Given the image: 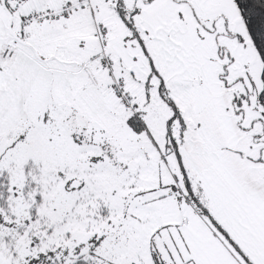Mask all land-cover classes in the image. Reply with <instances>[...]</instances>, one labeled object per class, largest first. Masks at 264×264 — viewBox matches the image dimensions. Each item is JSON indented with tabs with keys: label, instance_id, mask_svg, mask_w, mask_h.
Instances as JSON below:
<instances>
[{
	"label": "snow or ice",
	"instance_id": "obj_1",
	"mask_svg": "<svg viewBox=\"0 0 264 264\" xmlns=\"http://www.w3.org/2000/svg\"><path fill=\"white\" fill-rule=\"evenodd\" d=\"M0 264H264V0H0Z\"/></svg>",
	"mask_w": 264,
	"mask_h": 264
}]
</instances>
